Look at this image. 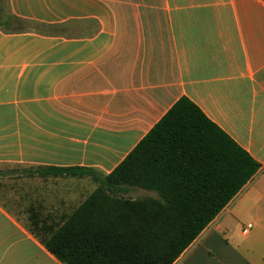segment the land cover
<instances>
[{"label": "crops", "instance_id": "1", "mask_svg": "<svg viewBox=\"0 0 264 264\" xmlns=\"http://www.w3.org/2000/svg\"><path fill=\"white\" fill-rule=\"evenodd\" d=\"M9 4L51 29H0V166L29 167L0 198V264H65L42 239L93 190L38 171L110 173L183 96L261 166L173 264H264V0Z\"/></svg>", "mask_w": 264, "mask_h": 264}, {"label": "trees", "instance_id": "2", "mask_svg": "<svg viewBox=\"0 0 264 264\" xmlns=\"http://www.w3.org/2000/svg\"><path fill=\"white\" fill-rule=\"evenodd\" d=\"M260 166L183 96L110 173L79 166L38 171L97 183L43 243L65 264H173ZM132 187L159 197L127 196Z\"/></svg>", "mask_w": 264, "mask_h": 264}, {"label": "rangeland", "instance_id": "3", "mask_svg": "<svg viewBox=\"0 0 264 264\" xmlns=\"http://www.w3.org/2000/svg\"><path fill=\"white\" fill-rule=\"evenodd\" d=\"M0 29H3L4 31H20L22 29H38L48 31L51 27L18 18L12 13L9 0H0ZM27 170H29V167L22 165L0 166V198L8 203H10L13 199H16L15 192H17V190L15 187L18 184L14 179H16L19 174H22ZM74 181V184L78 183L77 187L83 195L87 193L89 194L97 186V183L90 177ZM142 190L144 189L139 190L138 188H132L126 195L133 198H142L145 197V192ZM146 193H148L147 196L159 197L158 193L155 191H148Z\"/></svg>", "mask_w": 264, "mask_h": 264}, {"label": "built area", "instance_id": "4", "mask_svg": "<svg viewBox=\"0 0 264 264\" xmlns=\"http://www.w3.org/2000/svg\"><path fill=\"white\" fill-rule=\"evenodd\" d=\"M253 226L252 223H248L245 227H244V232L246 233L251 227Z\"/></svg>", "mask_w": 264, "mask_h": 264}]
</instances>
